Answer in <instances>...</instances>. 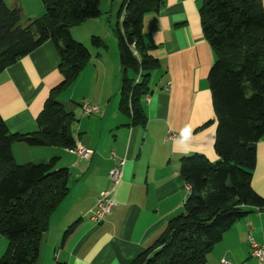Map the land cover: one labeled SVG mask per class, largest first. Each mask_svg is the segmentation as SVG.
Segmentation results:
<instances>
[{"label": "crops", "instance_id": "crops-1", "mask_svg": "<svg viewBox=\"0 0 264 264\" xmlns=\"http://www.w3.org/2000/svg\"><path fill=\"white\" fill-rule=\"evenodd\" d=\"M17 1L21 26L44 11L40 0H12L9 6ZM201 3L164 0L157 11L143 16V41L149 46L148 54L159 61V68L151 73L150 93L143 99L145 125H133L118 108L119 85L114 78L121 75L119 57L107 60L96 53L90 55L74 85L85 82L91 91L77 98L98 110L85 114L79 105L81 116L74 114L72 125L76 145L92 153L80 157L56 146L13 144L16 162H36L35 153L40 151V160L52 154L59 158L56 165L71 173V188L57 207H64L66 214L58 222L50 220L57 230L53 242L57 251L49 264H130L182 211L188 192L179 172L180 159L196 153L212 162L218 159L213 149L216 118L207 81L213 55L201 31ZM262 4L264 8V0ZM96 28L91 34L97 33ZM73 29L70 33L77 38ZM59 63L57 48L48 40L0 72V117L10 132L34 129L50 89L63 80ZM255 151L250 185L264 199V134L255 143ZM115 167L121 169V179L111 188L110 212L102 222L91 223L90 210L99 193L110 189L109 171ZM250 208L223 233L205 264H260L250 254L248 237L264 242V205ZM75 222L74 231L61 240ZM6 249L0 234V258Z\"/></svg>", "mask_w": 264, "mask_h": 264}, {"label": "trees", "instance_id": "trees-1", "mask_svg": "<svg viewBox=\"0 0 264 264\" xmlns=\"http://www.w3.org/2000/svg\"><path fill=\"white\" fill-rule=\"evenodd\" d=\"M43 13L21 26L18 1L0 0V72L45 41L57 48L62 82L50 89L36 115L35 127L10 132L0 117V234L7 249L0 264H37L50 218L71 188V173L55 159L16 162L12 146H56L74 149L73 112L56 95L78 77L90 51L76 41L70 28L100 15V0H40ZM164 0H123L121 25L113 29L121 68L118 108L133 125H145L143 99L150 93L152 71L159 61L148 54L142 38L143 16L157 11ZM202 35L213 62L207 73L216 118L214 162L202 154L180 159L179 172L190 191L182 211L168 220L151 246L130 264H205L223 233L264 199L251 185L255 143L264 134V8L262 0H202ZM91 45L104 47L98 36ZM136 73L135 79L127 69ZM68 226L62 240L74 231ZM54 264H65L55 261Z\"/></svg>", "mask_w": 264, "mask_h": 264}, {"label": "rangeland", "instance_id": "rangeland-1", "mask_svg": "<svg viewBox=\"0 0 264 264\" xmlns=\"http://www.w3.org/2000/svg\"><path fill=\"white\" fill-rule=\"evenodd\" d=\"M5 1L8 5H11L12 3V0H5ZM29 2H32V0H29ZM122 3H123V0H100L99 2L100 15L96 18L87 19L77 25L72 26V28L73 27L75 28L73 30H77L75 33V37L77 38H74V37L73 38L79 43H81L82 45H84L86 48H88L90 51V54L92 55H96V53H99V55H103L102 57L106 58L107 60H110L112 56L113 57L118 56L119 54L118 42L113 32V29L121 25L122 16L124 13V10L122 8ZM24 20L25 19H23V21ZM20 22H22V20ZM93 27H98L96 28L97 33L91 34ZM92 36L100 37L104 42V47H100V48L93 47L91 45ZM106 59L105 61L107 62ZM127 75L129 78L135 79L137 73L132 68L129 67L127 69ZM114 80H115V85L116 84L119 85L120 78H116L115 76ZM74 83L75 81L70 86H68L64 91H62L60 94L56 95L55 98L58 102L61 103V105L66 111L71 110L74 112L76 117H79L81 116V112L78 110L79 105H82L83 103H86L92 106H95V105L90 104L86 100H78L79 95L83 97V94L85 92H90L91 90H88V87L85 84V82L79 83L78 87H76ZM98 95H100V92ZM72 96H74L75 98H72ZM97 110L98 109H95V111H93L92 113L96 112ZM75 111H78V112H75ZM79 147H82V146H79ZM37 148H39L37 150H40V147H37ZM84 149H87V148H84ZM72 153L80 157L82 156L87 157L83 155V151L81 149L74 151ZM35 154L38 155L37 158H39V160L36 162H42V161L46 162L53 158L55 159L56 162L59 161V158L56 156H51L52 154L48 155V157L50 158H48L47 160L46 159L40 160L41 159L40 157L42 155L40 151H36ZM89 154L90 153H88V155ZM111 186H112V180H111ZM65 214H66V209H64V207H61L57 209V211H55V215L54 213L52 214L53 217L51 216V218L52 219L54 218V222H58L59 219L62 218ZM51 218L50 220H52ZM49 227H50V230L46 232L40 244V253H39V259H38L40 264H49L50 258L52 259L56 255L55 251H57V248H55L53 245V242L57 237L56 236L57 230L51 225V223H49ZM62 235L63 234H61L60 236L61 240H62L61 238Z\"/></svg>", "mask_w": 264, "mask_h": 264}, {"label": "built area", "instance_id": "built-area-1", "mask_svg": "<svg viewBox=\"0 0 264 264\" xmlns=\"http://www.w3.org/2000/svg\"><path fill=\"white\" fill-rule=\"evenodd\" d=\"M81 108L85 114H91L95 109V106L83 103ZM173 135V134H172ZM80 145H75L74 149H70V152L77 151L81 149L83 151L84 156H89L92 153V150L87 148L84 149L79 147ZM78 147V148H77ZM88 153H90L88 155ZM83 157V156H82ZM109 176L112 180V188L115 186L121 179V169L119 167H115L109 171ZM185 189L187 192L190 191V186L187 183H184ZM113 204L111 188L102 190L95 202L94 207L90 210L89 213V221L91 223L98 224L103 221L105 216L110 212V208ZM248 243L250 247V254L260 263L264 264V242H256L251 236L248 237Z\"/></svg>", "mask_w": 264, "mask_h": 264}]
</instances>
